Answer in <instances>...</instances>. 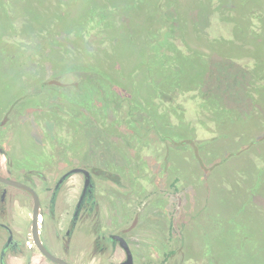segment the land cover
Wrapping results in <instances>:
<instances>
[{
  "label": "rangeland",
  "instance_id": "obj_1",
  "mask_svg": "<svg viewBox=\"0 0 264 264\" xmlns=\"http://www.w3.org/2000/svg\"><path fill=\"white\" fill-rule=\"evenodd\" d=\"M0 124L136 264H264V0H0Z\"/></svg>",
  "mask_w": 264,
  "mask_h": 264
},
{
  "label": "flooded vegetation",
  "instance_id": "obj_2",
  "mask_svg": "<svg viewBox=\"0 0 264 264\" xmlns=\"http://www.w3.org/2000/svg\"><path fill=\"white\" fill-rule=\"evenodd\" d=\"M4 136L0 130V264H11L15 259L20 264H58L42 248L67 264H118L127 254L114 236L126 240L136 264L131 241L136 236V227L133 231L132 225L108 226L102 215L96 182L102 177L101 169L97 171L87 163L86 167L75 166L67 152L60 153L62 157L46 169L49 173L35 164L29 148L28 163L24 156L16 162L17 156L5 145ZM76 168L86 169V176L82 172L71 174ZM77 174L82 176V186L75 201L72 178ZM12 182L36 194L39 202L36 227L34 194ZM119 251L122 258L109 263Z\"/></svg>",
  "mask_w": 264,
  "mask_h": 264
},
{
  "label": "water",
  "instance_id": "obj_3",
  "mask_svg": "<svg viewBox=\"0 0 264 264\" xmlns=\"http://www.w3.org/2000/svg\"><path fill=\"white\" fill-rule=\"evenodd\" d=\"M80 172L84 173L85 176H86V169H82V168L74 169L73 171H71V174H76V173H80ZM12 183H14L15 185H18L20 187H24L27 190H29L30 192H32V194H34L35 200H36V206H35V210H34L35 211L34 212V225L36 227V225H37V216H38V205H39L38 198H37L36 194L30 188H28V187H26V186H24V185H22L20 183H17V182H12ZM85 185H86V183H85ZM114 238H118L120 240L121 246H122V248L125 250V252L127 254V258L123 262L118 263V264H133V256H132V253H131V251L129 249V246H128V243L126 242V240L124 238H122V237H119V236H114ZM42 250L44 251V253L50 259H52L53 261L57 262L58 264H67L63 260L48 254L43 248H42Z\"/></svg>",
  "mask_w": 264,
  "mask_h": 264
}]
</instances>
